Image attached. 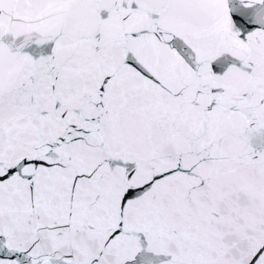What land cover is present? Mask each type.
Returning a JSON list of instances; mask_svg holds the SVG:
<instances>
[{"label": "snow or ice", "instance_id": "6c2138e0", "mask_svg": "<svg viewBox=\"0 0 264 264\" xmlns=\"http://www.w3.org/2000/svg\"><path fill=\"white\" fill-rule=\"evenodd\" d=\"M0 264H264V0H0Z\"/></svg>", "mask_w": 264, "mask_h": 264}]
</instances>
